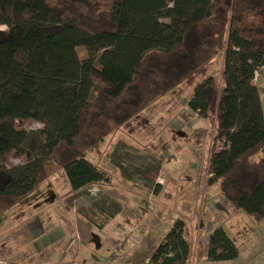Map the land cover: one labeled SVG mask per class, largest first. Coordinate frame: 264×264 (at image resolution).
Masks as SVG:
<instances>
[{"label": "trees", "instance_id": "trees-1", "mask_svg": "<svg viewBox=\"0 0 264 264\" xmlns=\"http://www.w3.org/2000/svg\"><path fill=\"white\" fill-rule=\"evenodd\" d=\"M224 1L0 0V25L7 26L0 37V225L8 211L30 204L51 163L70 185L69 205L87 185L108 183L85 152L181 85L195 86L188 107L197 115L215 105L213 138L222 146L210 152L207 184H217L234 209L263 220L264 114L253 80L264 65V0H228L218 90L214 54L199 26ZM24 119L45 127L26 132L16 126ZM11 151L26 154L22 166L4 165ZM125 164L116 162L129 176ZM159 169L158 162L142 175L156 183ZM78 210L103 229L121 208L110 199ZM186 235L177 218L145 264H188ZM238 254L221 226L210 230L207 260Z\"/></svg>", "mask_w": 264, "mask_h": 264}, {"label": "rangeland", "instance_id": "rangeland-1", "mask_svg": "<svg viewBox=\"0 0 264 264\" xmlns=\"http://www.w3.org/2000/svg\"><path fill=\"white\" fill-rule=\"evenodd\" d=\"M228 17L229 1L225 0L199 26L214 54L210 74L218 77V90L223 84L220 75ZM6 32L7 26L0 25V37ZM76 52L80 59L87 57L83 46H77ZM255 76L253 81L264 110L263 66ZM194 88V85H181L169 91L97 147L87 150V159L108 174L109 182L87 185L73 205L65 200L72 191L64 172L49 164V176L39 184L30 204L17 214L11 209L2 221L0 251L4 252L0 260L7 264H145L171 223L180 218L186 224L190 245L188 264H264V219L257 222L234 209L217 184H207L210 152L219 149L222 140L213 138L214 104L205 117L188 107ZM32 122L37 121L17 120L16 126L29 132L26 126ZM17 158L27 160L26 154L11 151L4 165L16 166L12 160ZM117 161L126 163L129 176L116 166ZM158 162L156 183L147 181L142 171ZM110 199L121 210L102 230L91 225L78 210L94 201ZM27 217L25 223L40 231L33 234L28 244L16 230L18 223ZM216 226H221L238 247L237 258L207 260V236ZM62 229L67 230L66 235L70 234L48 241L54 235L59 236Z\"/></svg>", "mask_w": 264, "mask_h": 264}, {"label": "crops", "instance_id": "crops-1", "mask_svg": "<svg viewBox=\"0 0 264 264\" xmlns=\"http://www.w3.org/2000/svg\"><path fill=\"white\" fill-rule=\"evenodd\" d=\"M263 67H264V65H263ZM210 75H212V74H210ZM255 78H256V76H255ZM255 80V79H254ZM254 83H255V81H253ZM262 108H263V106H262ZM263 114H264V110H263ZM76 200V199H75ZM75 200L73 201V203L75 202ZM28 205H25V206H19V207H16V208H14L15 209V214H17L18 212H22L23 211V208L24 207H27ZM13 209V210H14ZM7 215V214H6ZM84 217V216H83ZM29 219H28V217L26 218V219H24L22 222H20V223H18L19 225L17 226V228H16V230L19 232V234H20V236H21V238L22 239H24L25 241H24V243H26V244H28L29 242H31L32 241V238H34V236H33V234L36 232L37 234H40V231L38 230V231H36L35 229L33 230V228H31V226L30 225H27L25 222L26 221H28ZM17 224V223H16ZM73 229V228H72ZM45 230V229H44ZM67 230H69L68 232H70V230H71V228L70 229H67ZM67 230H61L59 233H60V235L58 236V235H54L52 238H49V240L48 241H54L55 239H57L58 237H60V238H62V237H66V236H68V235H66L67 233H66V231ZM74 230V229H73ZM102 230V229H101ZM33 232V233H32ZM51 241V242H52ZM3 252H4V250L3 249H1V251H0V255L1 254H3ZM91 254H92V256H94L93 255V251H91ZM6 255H7V253H6ZM9 255H10V253H9ZM15 263V262H14ZM18 263H21V262H18ZM18 263H16V264H18ZM22 264V263H21ZM25 264V263H24ZM52 264V263H51ZM72 264H74V263H72ZM79 264H81V263H79Z\"/></svg>", "mask_w": 264, "mask_h": 264}, {"label": "clouds", "instance_id": "clouds-1", "mask_svg": "<svg viewBox=\"0 0 264 264\" xmlns=\"http://www.w3.org/2000/svg\"><path fill=\"white\" fill-rule=\"evenodd\" d=\"M45 127L44 122H32L30 125L26 126V130L29 132H33V131H39L41 129H43ZM25 162L19 158L12 160V164L15 165H23Z\"/></svg>", "mask_w": 264, "mask_h": 264}, {"label": "built area", "instance_id": "built-area-1", "mask_svg": "<svg viewBox=\"0 0 264 264\" xmlns=\"http://www.w3.org/2000/svg\"><path fill=\"white\" fill-rule=\"evenodd\" d=\"M0 264H7V263H5L4 261L0 260ZM8 264H10V263H8Z\"/></svg>", "mask_w": 264, "mask_h": 264}]
</instances>
